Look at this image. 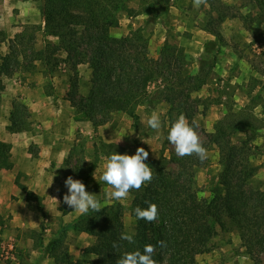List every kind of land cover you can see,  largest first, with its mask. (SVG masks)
<instances>
[{"label":"trees","instance_id":"1","mask_svg":"<svg viewBox=\"0 0 264 264\" xmlns=\"http://www.w3.org/2000/svg\"><path fill=\"white\" fill-rule=\"evenodd\" d=\"M31 1L39 3L44 23L42 28L37 29L45 36L56 38L57 44H47L42 50H35V26L24 28L9 39L8 52L0 56V96L4 91L3 78H10L18 70L34 72L35 63L41 62L45 72L51 73L64 64L71 71L64 99L75 113L83 114L93 130L106 124L115 112L126 114L132 119L133 127L139 128L141 122L137 108H154L161 102L167 106L169 130L181 114L190 124L193 122L198 100L192 101L191 96L206 84L216 55L211 57L208 70L200 65L197 74L184 75L183 48L165 42L160 58L153 60L148 57L147 43L139 30L123 38L111 36V29L119 24V14L131 12L127 7L128 0ZM168 1L164 0V3ZM251 1L264 11V0ZM217 17L221 24L226 15ZM257 19L264 23L263 14ZM210 23L214 24V21L207 22L206 26L221 41L218 24L213 26ZM6 39L5 32L0 30V43ZM59 53L64 57H60ZM80 65H86L91 72L90 88L84 97L78 96L77 68ZM150 88L153 90L150 91ZM30 118L31 114L24 104L12 103L7 130L10 133L30 132ZM239 125L242 123L236 124ZM233 133L234 123L221 121L206 136L207 141L202 142L206 149L210 145L218 149L221 170L217 182L223 189L221 195L214 194L208 200L200 199L196 169L205 166L207 160L202 162L195 155L180 158L173 153L166 156L164 151L168 140H165L159 157L145 162L153 169V180L141 190L131 192L132 200L127 210L134 221L132 233H135V244L120 240L121 234L127 233L122 222L125 207L115 201L104 205L99 213L79 214L46 243L42 241V234L38 233L34 247L41 250L40 259H52L54 264H116L125 252H142L146 244H152L156 246L153 259L157 264H195L197 256L216 249L213 239L218 232L232 230L240 239L244 255L253 264H264V191L248 186L258 169L251 163L250 148L244 143L239 146L232 143ZM65 163L66 173L86 185L93 166H85L77 160L72 163L70 159ZM12 167L11 145L0 141V171L11 170ZM15 184L25 194V199L35 202L41 211L42 198L20 184L18 177ZM65 194V191L59 193V211L63 215L73 211L63 202ZM148 203L158 206L159 218L152 223L135 217L134 209L137 206L146 208ZM9 220V215L0 214V230ZM69 229L94 239L84 250V253L93 255L94 260L71 256L65 243ZM161 240L166 247H160L158 242ZM113 242L121 247L114 249Z\"/></svg>","mask_w":264,"mask_h":264},{"label":"rangeland","instance_id":"2","mask_svg":"<svg viewBox=\"0 0 264 264\" xmlns=\"http://www.w3.org/2000/svg\"><path fill=\"white\" fill-rule=\"evenodd\" d=\"M127 7L131 12L119 14V24L111 29L110 34L114 38H123L139 30L146 40L149 58L158 60L163 44L168 42L184 50L183 74L195 75L200 65L208 70L211 57L216 55L215 65L209 70L206 84L191 96L192 101L198 100L193 121L198 125L197 132L202 142L207 141L206 136L214 131L217 123L221 121L234 123L232 143L237 146L246 144L250 148L251 163L258 169L248 182V186L254 190L264 191V23L257 19L260 14L264 16V11L251 0H208L207 6L202 5L199 9L193 7V0H169L167 4L164 0H128ZM223 14L226 18L219 24L217 16ZM210 21H214V24L210 23L213 26L218 24L221 41H218L212 30L206 26ZM42 23L38 2L1 0L0 30L5 32L7 39L0 43V56H3L2 50L6 51L5 54L8 52L9 39L31 26L36 27L33 40L35 50H42L47 44L56 45L55 38L45 36L38 30L44 25ZM10 35L12 38H9ZM58 55L64 57L61 53ZM35 66L34 72L18 70L9 78L16 79L18 84L25 86L23 90L17 91L18 96L27 99L45 94L55 100L54 92L57 86L58 93L63 94L65 98L71 77L69 67L60 64L54 72L47 73L41 62H36ZM77 73L78 96L84 97L90 88L91 72L86 65H80ZM35 75L38 78L32 81L31 77ZM149 90L152 91L153 88ZM7 96H12L7 103L9 110L12 103L24 104L23 99H16L15 93L11 91ZM65 105L67 108L61 113L65 123L56 133L58 141L66 143L67 146L64 170H67L65 163L67 159L72 160V163L77 160L83 162L85 166H93L86 190L96 194L102 204L110 205L116 200L106 201L104 190L108 185L101 180L106 158L115 152L134 155L138 147H143L149 152L146 161L157 159L169 131L167 106L161 102L154 108L138 107L136 112L141 122L139 128L133 127V121L129 116L115 112L106 124L93 130L83 114L77 117L80 123L74 119L71 124L69 117L72 114L76 116L77 113L72 107L68 109V106L70 107L68 101ZM26 107L29 110V107ZM153 112H156L162 121L159 133L147 125V119ZM30 120L32 121L30 132L36 135V132L41 130L36 128L31 118ZM83 122L88 125L84 127L86 123ZM235 123L242 125L236 126ZM45 138L43 137V141L48 142L50 137ZM33 141L30 140L27 145L32 158L37 155V144ZM165 148L166 156L176 154L174 146L169 141ZM207 152L206 165L196 169L198 196L202 200L223 193L217 182L221 170L218 149L210 145ZM20 178L18 176L19 180ZM61 191L64 190L58 187L55 194L48 198L38 195L42 198L41 211L37 209L35 202L29 201L20 204L21 206L17 205L14 221L12 220L14 216L9 213L2 214L5 217L9 215L10 220L6 225L8 230L0 232V264H54L52 259H40L41 250L35 248L34 244L38 233L42 234V241L46 243L62 226L79 215L75 211L65 215L59 211ZM131 200L130 194L127 200L117 201L125 207L122 222L127 233L134 231V221L127 210ZM65 237L71 256L88 261L95 259L93 255L84 253L94 241L91 236L78 234L69 229ZM213 242L216 249L197 256L195 264H253L252 260L244 255L236 232L232 230L218 232Z\"/></svg>","mask_w":264,"mask_h":264},{"label":"crops","instance_id":"3","mask_svg":"<svg viewBox=\"0 0 264 264\" xmlns=\"http://www.w3.org/2000/svg\"><path fill=\"white\" fill-rule=\"evenodd\" d=\"M9 38H12L11 35ZM2 51V55H4L6 51ZM37 78L38 76L35 75L31 77V80L34 81ZM18 82L21 83L20 80ZM3 84L4 91L0 96V141L11 145L13 167L11 170L0 171V214L9 213L14 216L17 213L15 210L17 205L29 202L26 201L25 194L15 184V179L18 176L21 177L20 180L18 179L21 184L41 197H52L58 187L68 191L64 183L68 176L63 167L67 146L66 143L58 141L59 137L56 134L65 123L61 113L67 106L63 94L58 93L57 86L54 92L55 100L45 94L30 97L31 99L29 97L23 99L18 96L17 91L23 90L25 86L18 84L16 79L3 78ZM10 91L15 93L16 99H23V103L29 107L31 119L35 122L36 128L41 130L36 132V135H32L31 132L10 133L7 130L10 124V110L7 103L12 98V96L8 97L7 95ZM68 109H72L71 106H68ZM79 115L72 114L69 117L70 123L72 124L74 119L80 123L77 118ZM85 123L83 122V124ZM87 125L88 123L84 127ZM43 137H50L49 141L53 137V140L50 142L43 141ZM45 139L48 140V138ZM30 140H34L33 142L37 144V155L33 158L28 153L27 145ZM72 177L77 179L75 176ZM14 219L15 216L12 220L14 221ZM2 230L0 232H6L8 227L6 226Z\"/></svg>","mask_w":264,"mask_h":264},{"label":"clouds","instance_id":"4","mask_svg":"<svg viewBox=\"0 0 264 264\" xmlns=\"http://www.w3.org/2000/svg\"><path fill=\"white\" fill-rule=\"evenodd\" d=\"M207 2L208 0H193V7L199 9L202 5L207 6ZM147 125L159 133L162 128L160 116L153 112L147 119ZM196 127L198 125L195 121L190 124L181 114L171 125L167 140L174 146L177 157L195 155L203 162L207 159L208 152L195 130ZM148 156V151L143 147H138L134 155L115 152L106 158L105 170L101 176V180L108 185L104 190L106 201L127 200L133 190L139 191L151 183L154 174L153 169L145 163ZM64 183L68 191L63 196V202L73 211L86 215L90 211L99 213L103 210L104 204L97 199L96 194L86 190V185L81 180L68 176ZM56 201L59 203L58 200ZM134 212L137 220H144L148 223L155 222L159 218L158 206L154 203H148L146 208L137 206ZM134 236L135 233H122L120 240L135 244ZM158 243L160 247H166L164 241L161 240ZM119 247L121 245L113 242L114 249ZM155 252V245L146 244L142 252L140 250L125 252L116 264H157V261L153 259Z\"/></svg>","mask_w":264,"mask_h":264}]
</instances>
